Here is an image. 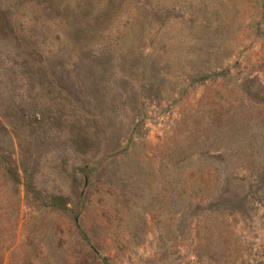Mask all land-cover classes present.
Listing matches in <instances>:
<instances>
[{"label":"rangeland","instance_id":"1","mask_svg":"<svg viewBox=\"0 0 264 264\" xmlns=\"http://www.w3.org/2000/svg\"><path fill=\"white\" fill-rule=\"evenodd\" d=\"M0 264H264V0H0Z\"/></svg>","mask_w":264,"mask_h":264},{"label":"trees","instance_id":"2","mask_svg":"<svg viewBox=\"0 0 264 264\" xmlns=\"http://www.w3.org/2000/svg\"><path fill=\"white\" fill-rule=\"evenodd\" d=\"M12 179H13V181H15V182L18 181V179H17L16 177H13ZM49 205H50L51 207H56V208H60V207H62L61 204L59 203V199L56 198V197H52V198H50Z\"/></svg>","mask_w":264,"mask_h":264}]
</instances>
